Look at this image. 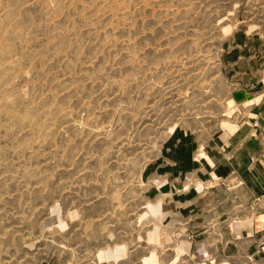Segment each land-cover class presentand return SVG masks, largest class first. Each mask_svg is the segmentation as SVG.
Masks as SVG:
<instances>
[{
	"label": "rangeland",
	"instance_id": "obj_1",
	"mask_svg": "<svg viewBox=\"0 0 264 264\" xmlns=\"http://www.w3.org/2000/svg\"><path fill=\"white\" fill-rule=\"evenodd\" d=\"M245 31L264 0H0V264H195L146 168L217 140Z\"/></svg>",
	"mask_w": 264,
	"mask_h": 264
},
{
	"label": "crops",
	"instance_id": "obj_2",
	"mask_svg": "<svg viewBox=\"0 0 264 264\" xmlns=\"http://www.w3.org/2000/svg\"><path fill=\"white\" fill-rule=\"evenodd\" d=\"M227 47L240 83L217 140L201 144L193 132L174 131L146 168L147 195L156 208L168 200L178 221L191 222L180 245L195 264H264V37L236 33Z\"/></svg>",
	"mask_w": 264,
	"mask_h": 264
},
{
	"label": "built area",
	"instance_id": "obj_3",
	"mask_svg": "<svg viewBox=\"0 0 264 264\" xmlns=\"http://www.w3.org/2000/svg\"><path fill=\"white\" fill-rule=\"evenodd\" d=\"M258 83L264 86V75L259 77ZM253 126L255 127L259 126V122L257 120L253 121Z\"/></svg>",
	"mask_w": 264,
	"mask_h": 264
}]
</instances>
